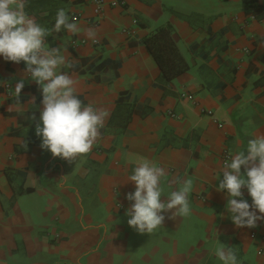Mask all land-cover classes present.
<instances>
[{
	"label": "crops",
	"instance_id": "0c3cea01",
	"mask_svg": "<svg viewBox=\"0 0 264 264\" xmlns=\"http://www.w3.org/2000/svg\"><path fill=\"white\" fill-rule=\"evenodd\" d=\"M61 8L81 31L45 42L67 49L70 67L59 71L78 98L110 116L88 154L53 158L35 135L39 86L25 73L17 104L25 64L0 56V264H222L216 231L238 264H264V220L237 228L215 187L224 154L230 162L264 134V0H124L100 15L86 0H28L26 11L52 29ZM163 23L188 64L170 81L142 42ZM145 159L166 169L162 201L184 180L192 188L189 215L164 213L163 227L140 234L127 224L125 194Z\"/></svg>",
	"mask_w": 264,
	"mask_h": 264
},
{
	"label": "clouds",
	"instance_id": "9594fccd",
	"mask_svg": "<svg viewBox=\"0 0 264 264\" xmlns=\"http://www.w3.org/2000/svg\"><path fill=\"white\" fill-rule=\"evenodd\" d=\"M28 0H0V56L5 61L16 64L24 62L23 75L15 84L17 104H21L20 94L27 79L34 81L40 88L42 108L39 121L35 125V135L41 139L40 147L72 164L77 157L88 154L93 145L101 138L110 113L92 103L84 104L77 96L76 82L70 75L59 71L69 66L66 48L50 47L45 38L52 32L62 29L76 34L81 31L78 24L66 14L65 9L57 10L52 29L39 24L26 11ZM84 34L97 42V30L87 28ZM35 97L29 101L35 105ZM28 119L36 120L35 114ZM25 149L27 144L24 145ZM243 169V171H242ZM222 179L215 186L218 192H225L228 218L237 228H255L257 222L264 220V134L255 135L247 141L246 149L237 152L221 169ZM166 169L145 159L134 169L129 177L135 186L133 192L125 194L130 206L125 210L127 224L137 233H153L163 227L164 213L187 216L190 214V179L184 180L178 190L161 200V178ZM246 189L251 204L244 198ZM259 213V214H257ZM215 255L222 264H238L236 252L229 245L219 241Z\"/></svg>",
	"mask_w": 264,
	"mask_h": 264
},
{
	"label": "trees",
	"instance_id": "16d2710c",
	"mask_svg": "<svg viewBox=\"0 0 264 264\" xmlns=\"http://www.w3.org/2000/svg\"><path fill=\"white\" fill-rule=\"evenodd\" d=\"M171 33L172 26L163 23L142 38V42L153 56L166 81L188 69V64L173 41Z\"/></svg>",
	"mask_w": 264,
	"mask_h": 264
},
{
	"label": "built area",
	"instance_id": "2783aa9c",
	"mask_svg": "<svg viewBox=\"0 0 264 264\" xmlns=\"http://www.w3.org/2000/svg\"><path fill=\"white\" fill-rule=\"evenodd\" d=\"M86 1L94 3V5H95L94 13L97 15H100L102 13V8L106 3L109 5H114L116 3L122 5L124 3V0H118L117 2H116V0H109V1H107V0H86ZM75 18L76 17H73V19H75ZM263 22H264V18H263ZM122 30L125 31V29H122ZM91 42L93 44L97 43V42H93V41H91ZM81 43H86V41L84 39H82ZM245 51L247 52V50H245ZM227 161H228V154L225 153L223 156L222 164L225 165V163H227ZM120 208H122V207L120 206Z\"/></svg>",
	"mask_w": 264,
	"mask_h": 264
}]
</instances>
